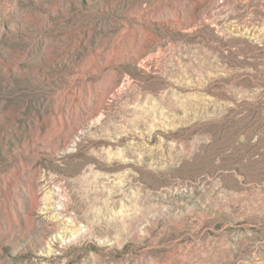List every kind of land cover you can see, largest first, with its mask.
<instances>
[{"label": "rangeland", "instance_id": "obj_1", "mask_svg": "<svg viewBox=\"0 0 264 264\" xmlns=\"http://www.w3.org/2000/svg\"><path fill=\"white\" fill-rule=\"evenodd\" d=\"M0 264H264V0H0Z\"/></svg>", "mask_w": 264, "mask_h": 264}]
</instances>
